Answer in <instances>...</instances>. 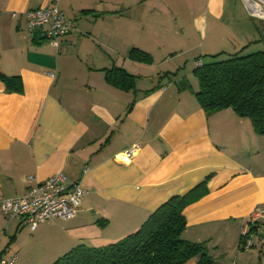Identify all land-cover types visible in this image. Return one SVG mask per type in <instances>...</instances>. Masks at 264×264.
<instances>
[{"label":"crops","instance_id":"obj_1","mask_svg":"<svg viewBox=\"0 0 264 264\" xmlns=\"http://www.w3.org/2000/svg\"><path fill=\"white\" fill-rule=\"evenodd\" d=\"M50 3L0 0V74L22 83L9 92L0 80L1 254L51 264L81 244L115 243L195 189L182 238L205 242L215 264H264L242 237L264 207V135L231 108L206 113L193 74L197 60L264 51V19L243 0H58L73 28L56 48L26 27V12ZM114 68L133 86L108 82ZM133 144L131 160L115 158ZM57 172L88 191L75 217L31 231L3 214V200ZM255 225L252 240L264 238Z\"/></svg>","mask_w":264,"mask_h":264},{"label":"trees","instance_id":"obj_2","mask_svg":"<svg viewBox=\"0 0 264 264\" xmlns=\"http://www.w3.org/2000/svg\"><path fill=\"white\" fill-rule=\"evenodd\" d=\"M131 57L147 60L148 55L133 49ZM193 74L198 90L195 96L206 113L231 108L240 118L251 122L256 134L264 135V51L231 54L225 59L196 66ZM9 92H22L18 76L0 74ZM106 80L122 88L133 86L132 76L114 68ZM202 192L195 189L169 198L152 212L133 233L102 247L78 245L51 264H215L205 242L193 243L182 238L187 222L184 210ZM262 223V222H261ZM256 225L249 233L257 234Z\"/></svg>","mask_w":264,"mask_h":264},{"label":"built area","instance_id":"obj_3","mask_svg":"<svg viewBox=\"0 0 264 264\" xmlns=\"http://www.w3.org/2000/svg\"><path fill=\"white\" fill-rule=\"evenodd\" d=\"M243 1L252 15L264 19V0ZM26 19L27 30L32 35L39 32L41 38L56 48L60 47L61 39L73 28V22L59 9L58 0H51L49 6L27 11ZM195 64L201 66L202 61L197 60ZM137 150L138 145L133 144L115 158L120 161L131 160ZM87 193L79 182L67 186L66 176L62 172H57L29 186L22 196L3 200L1 211L8 218H21L30 230L34 231L41 222L55 219L66 221L75 217ZM259 222H264V207L254 209L248 225L242 232V237L247 238V248L253 246L249 228ZM16 261L17 255L4 257L0 251V264H15Z\"/></svg>","mask_w":264,"mask_h":264},{"label":"rangeland","instance_id":"obj_4","mask_svg":"<svg viewBox=\"0 0 264 264\" xmlns=\"http://www.w3.org/2000/svg\"><path fill=\"white\" fill-rule=\"evenodd\" d=\"M221 59H225V57H221L218 58L217 60H221ZM187 65H189V67H191L192 65V58H190V60L188 61ZM194 82L196 83V79L194 80ZM254 243H255V247L253 248V250H256V252H259L260 254H262V252H264V238L261 239H253ZM261 256H264V254H262Z\"/></svg>","mask_w":264,"mask_h":264}]
</instances>
